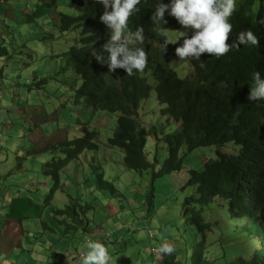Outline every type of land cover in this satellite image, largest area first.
Returning a JSON list of instances; mask_svg holds the SVG:
<instances>
[{
  "label": "trees",
  "instance_id": "obj_1",
  "mask_svg": "<svg viewBox=\"0 0 264 264\" xmlns=\"http://www.w3.org/2000/svg\"><path fill=\"white\" fill-rule=\"evenodd\" d=\"M50 1V2H49ZM52 8L54 0H46ZM158 0H141L140 11L129 21V29H144V43L138 45L148 53V64L143 72L134 70L127 75L124 69L109 72L107 64L101 65L91 55L109 39L110 34L99 17L103 11L95 0H68L74 13H60V31L78 29L76 41L61 55L71 70L80 74L82 83L74 91V99H84L92 109L103 108L108 112H119L116 123L107 137L111 147L124 152V164L136 171L152 170V180L145 197L147 209L153 206V179L163 174L181 170L187 155L205 146H222L234 142L239 146L236 154L217 153L204 164L202 170L192 168L182 188L192 187L193 191L184 198V213L190 215L192 223L203 232L200 243L194 244L191 264H209L211 261L204 252L205 232L212 223L205 222L203 208L217 197L228 199L229 209L234 216L249 213L252 224L249 235L257 240L256 252L248 257H240L222 264H264V100L247 99L253 85V74L259 72L264 79V0H236L237 10L231 18L233 31L229 39L232 43L241 31L251 30L259 38V45H240L227 55L216 58L202 54L200 60H188L192 67L190 76L180 78L173 66L176 47L169 44L164 36L156 33L152 15ZM169 4L171 0H159ZM111 11V8L108 9ZM169 30L182 27L174 17L165 13ZM190 38V37H189ZM7 54L0 45V56ZM105 57L108 53H103ZM205 66L202 68L201 64ZM154 81L153 86L148 77ZM47 79L37 80L36 85ZM226 84L227 87L222 86ZM155 90L156 100L163 105L159 111L167 117L165 124H152L144 128L138 124L137 108ZM81 137H71L62 141L64 157L52 163L47 162V173L53 179L50 192L44 202L50 204L51 197L59 187L57 171L70 160L76 159L83 150L97 148L93 142L96 130L88 129L91 117H87ZM172 122L177 126L168 131ZM163 141L166 154L160 167L151 162L143 153L146 136ZM96 186L100 190L113 192L111 183L103 179V173L96 175ZM197 206L199 208H197ZM51 208L53 216L60 215L73 224L82 222L79 214H85L91 204L69 203L62 208ZM86 225V223H84ZM74 228H77L74 226ZM261 246V248H260ZM175 250L171 255H163L162 264H178Z\"/></svg>",
  "mask_w": 264,
  "mask_h": 264
},
{
  "label": "rangeland",
  "instance_id": "obj_2",
  "mask_svg": "<svg viewBox=\"0 0 264 264\" xmlns=\"http://www.w3.org/2000/svg\"><path fill=\"white\" fill-rule=\"evenodd\" d=\"M45 1L3 0L6 8L0 15V44L8 52V55L0 56V168L19 172L22 165V171L38 175L39 185L50 179L44 172V163L53 155L62 156L58 149L54 151L48 144L56 139L63 140L69 131L70 137L77 135L75 129L81 133L88 114L74 99V85L79 86L81 79L61 55L75 41L79 30L60 31L56 24L59 13H74V10L68 6V0H55L52 8L47 7ZM8 7L11 13L7 12ZM34 11L36 16L41 14L31 19ZM180 31L186 32L187 36L193 34L191 29L184 27L169 30L168 41L184 38ZM173 64L180 77L192 72L188 63L180 61L176 55ZM42 79L47 81L36 85L37 80ZM149 81L153 84L151 78ZM159 107L152 89L141 102L139 122L148 126L162 119ZM96 116L88 128L97 130L95 140L98 148L86 150L82 158L61 170L60 196L70 194L82 201L91 200L93 209L86 213V218L91 229L98 227L110 232L104 244L110 247L117 264H161L157 263L153 249L165 242L174 245L179 256L178 264H191L194 244L202 241L203 232L195 227L190 215L184 213V198L193 188L187 186L183 189L182 186L189 169H202L204 163L212 159L214 147L192 151L186 156L180 171L154 178L153 206L147 210L145 197L152 170L136 171L127 167L122 159V150L108 146L107 137L118 113L100 110ZM175 127V123L171 124L168 131ZM156 143L148 136L144 151L149 161H153L156 153L158 168L165 157L166 147L163 141ZM225 146L221 147L225 152L234 151L231 144ZM235 147L237 150L238 146ZM96 171H102L104 179L112 182L117 192L96 190ZM12 177L15 178L14 172ZM33 196H38V193ZM63 201V197L56 198L54 206L61 208ZM107 202L112 203L108 214L103 208ZM202 216L205 222L212 223L210 231L205 232L204 252L211 261L209 264L228 263L244 256L248 259L254 253L257 240L249 235L252 221L248 212L234 216L228 199L217 197L203 208ZM43 221L53 228H62L50 211ZM147 230L151 231V240ZM65 236L67 247H76L78 252L87 251L80 241L83 237L81 231L60 232V240ZM47 237L51 239L53 234ZM89 239L98 241V236L90 235Z\"/></svg>",
  "mask_w": 264,
  "mask_h": 264
},
{
  "label": "clouds",
  "instance_id": "obj_3",
  "mask_svg": "<svg viewBox=\"0 0 264 264\" xmlns=\"http://www.w3.org/2000/svg\"><path fill=\"white\" fill-rule=\"evenodd\" d=\"M95 1L98 6L99 4L103 6V7L99 6L102 10H104L103 14L99 17V19L101 23H103L108 29H110L109 31L110 37L101 46L99 50L93 47L90 50L91 55L101 65L107 64L109 72H115L117 68L124 69L127 75H132L134 70L143 72L148 64V53H146L143 47H140L138 45H142L144 43V29L143 27H139L136 29L135 32H132L129 29V21L131 20L133 15H135L136 13L140 11L139 5L141 3V0H95ZM45 4L47 6V4H50V3H47L45 1ZM54 6H55V3L53 7ZM109 8H111V11L108 10ZM236 10H237L236 0H171L169 4L159 2L158 0L156 7H155V12L152 15V21L154 25H157V27L155 28L156 33L160 36H164L165 38L168 37L169 29L165 27H158V25L160 24L166 25L168 23V21L165 19L166 12L168 13V15L174 17L176 21L182 27H184L185 29H191L193 31V34L191 36H187L186 32L180 31L181 37H184L182 38L183 43L181 46L176 47L175 53H173L174 56L176 55L177 57H179L180 61H185L190 66L188 60H192V59L200 60V57L202 54H209L216 58H220L221 56L227 55L233 49H239L240 45H248V44L253 45V46L259 45V38L251 30L239 32L237 35V39L235 41H233L232 43L228 42L232 34V31H233V24L230 21H231L232 16L235 14ZM36 11H34L31 14V19L33 17L37 18V16L41 14L39 13L36 16V13H35ZM8 12L11 13V11H8ZM2 20L4 21V19ZM260 23L264 24V19H261ZM56 24L58 25V21H56ZM3 26L4 25L2 24V27ZM77 38H75V41ZM181 40L170 41L169 44L170 43L175 44L177 42H180ZM0 45H3V44H0ZM105 52L108 53L107 57L103 55V53ZM5 55H8V52ZM173 61H174V57H173ZM204 66L205 65L202 63L201 67L203 68ZM175 71L177 72L176 68H175ZM191 73L186 74V75L190 76ZM76 75L80 77L81 83H82L81 75L80 74H76ZM177 75L179 76L178 73ZM149 78L151 77L150 76L148 77V81H149ZM180 78H184V77H180ZM149 83L153 86L154 81H153V84L150 81ZM80 85L77 86L75 84L74 91L77 88H79ZM222 86L227 87V85L223 84V82H222ZM152 89L154 88L152 87L151 90ZM247 99L249 101L264 100V79H261L259 72H255L253 74V85L251 86ZM78 103L88 113L87 117L90 116L91 120L97 118L96 113L99 112L100 110L107 111L103 108H97L93 110L91 104L87 102L86 100H84L83 98L79 99ZM140 105L137 108V120L139 118ZM162 106L163 105H160V107L158 108V112L160 116L162 117V119L154 122L156 124L166 123L167 117L165 115H162V113L159 111V109ZM113 113H118L117 117H119L120 115V113L117 111ZM90 121L87 126H89ZM173 123H175L176 126L178 124V122H172L171 124ZM138 124L146 129L152 125L150 124L146 126L144 124H141L139 120H138ZM85 125H86V122L83 123L82 129L85 127ZM78 130L79 129L77 130L75 129V131L77 132V135L74 134V136L72 137H81L83 135V132L79 133ZM70 133L71 131H69L65 135L63 140L60 141L56 139L54 143L48 144V146L50 148H53L54 151H57L58 149L59 153H61L62 155V156L53 155L51 156L50 160L44 163V172L50 178L47 180V181H50V186L48 187L47 191L44 188L41 189L43 192L42 203L45 205V207H49L50 212H51L50 207L58 209L56 206H54L53 202L55 201L56 198H59V197H63L65 199V201H63L64 203L63 206L65 204L74 203V202L79 203L81 205L92 203L91 200L82 201L80 198L77 199L74 196H71L70 194H65V195L62 194V196H60V193H59L61 192V187H62L61 176H60L61 170H64L65 168L70 166L71 162L78 161L80 158H82L84 156L85 151L88 149L83 150L76 159L70 160L65 166H63L57 171L59 187L53 193L50 204H46V202H44V198L50 192V188L52 187V184L54 182L51 176L48 175L47 173L48 166L46 163L47 162L52 163L54 160H57L59 157L61 158L64 157L63 150L61 149L62 141L66 140L67 138H71L69 136ZM96 133L98 134L97 130H96ZM96 136L94 137L93 142H95V144L97 145V142L95 140ZM148 136L154 139L157 143L159 142L157 141V137H154L152 135H148ZM148 136H146V138ZM145 144H146V139H145ZM226 144L227 145L231 144L234 147V151L225 152L224 150H222L221 147L225 146ZM226 144L222 146L213 145L214 148L212 151H213L214 156H212V159L216 156V152L217 153L218 152L228 153V154H236L238 152L239 146L237 144H235L234 142H228ZM235 145L238 146L237 150H236ZM108 146L111 147L109 144ZM97 148H98V145H97ZM94 150H90V151H94ZM143 153L146 155L144 148H143ZM123 156H124V152H123ZM154 160L156 162V165H158V161H157L158 159H157L156 153L154 154L153 161L151 162H154ZM211 160H209L208 162H210ZM20 168H21L20 171H22V165L20 166ZM202 169H197V170H202ZM99 172H102V171H96V175ZM67 173L70 174L71 172H67ZM75 174H77V171L75 172ZM109 183H111L112 185L110 186L113 189L112 193L117 192V189L115 188L113 183L112 182H109ZM94 188L100 191V189L97 188L95 182H94ZM88 191H89V194L91 195L92 187H90ZM111 204L112 203L107 202L103 205V208L106 214H108V208H111ZM92 209H93V205L91 204V208L88 209L86 213ZM116 212L117 211L115 210V213ZM86 213L84 215L79 214L78 219L80 218L79 220H81L82 222H79L73 225H71L72 223L70 222L69 219H66L57 214L54 215V221L58 223V225L62 226V228H60V231L62 234H68L69 232H77V231H81L83 233L82 240L80 241L84 245V248L87 249V251H85L84 253L82 251L78 252L77 249H74L72 251L73 254H76L77 259L80 260V264H117L116 260L114 259L112 255L110 247L104 244V241L110 236V232L102 231L98 227L91 229L89 220L86 218ZM141 218L144 219L145 216H141ZM43 222L47 224L50 228H53L48 224V222L46 221H43ZM84 223H86V225ZM74 226H76L77 228H74ZM147 234L151 240L152 239L151 231L147 230ZM90 235H97L98 240L101 239L102 241H96V240L89 239ZM153 250H154L153 252L155 254L157 263H161L163 255H171L175 251V247L173 244L165 242L161 244L159 247H155ZM255 252L256 250L254 251L253 255L255 254Z\"/></svg>",
  "mask_w": 264,
  "mask_h": 264
},
{
  "label": "crops",
  "instance_id": "obj_4",
  "mask_svg": "<svg viewBox=\"0 0 264 264\" xmlns=\"http://www.w3.org/2000/svg\"><path fill=\"white\" fill-rule=\"evenodd\" d=\"M5 8L2 4L0 15ZM39 184L36 174L0 168V264H78L66 236L60 240V228H50L42 221L49 207L42 203L41 189L47 191L50 181ZM48 234L53 237L49 239Z\"/></svg>",
  "mask_w": 264,
  "mask_h": 264
}]
</instances>
